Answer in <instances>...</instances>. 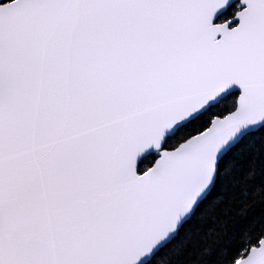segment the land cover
I'll return each mask as SVG.
<instances>
[{
  "label": "snow or ice",
  "instance_id": "6c2138e0",
  "mask_svg": "<svg viewBox=\"0 0 264 264\" xmlns=\"http://www.w3.org/2000/svg\"><path fill=\"white\" fill-rule=\"evenodd\" d=\"M0 264H264V0H0Z\"/></svg>",
  "mask_w": 264,
  "mask_h": 264
}]
</instances>
